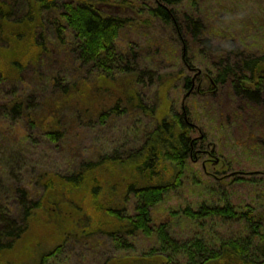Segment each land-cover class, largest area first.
<instances>
[{"label":"trees","instance_id":"1","mask_svg":"<svg viewBox=\"0 0 264 264\" xmlns=\"http://www.w3.org/2000/svg\"><path fill=\"white\" fill-rule=\"evenodd\" d=\"M183 1L152 0L144 12L172 29L185 59L186 34L200 43L208 45L209 41L202 38L204 29L197 18L177 17L173 7ZM108 3L109 0H0V134L7 140L16 144V140L26 143L44 139L47 144L58 145L74 127L83 126L84 120H88L87 125L105 126L109 120L128 114L129 107L143 114L154 112L138 92L133 51L118 45L131 21L105 14L102 8ZM62 50L68 62L82 67L87 77L67 79L58 69H49ZM263 61L264 57L227 62L213 83L222 86L231 82L234 89L249 98L259 97ZM181 85L191 91L196 80L183 74ZM134 86V93H129ZM165 115H155L153 127L142 134L134 151L121 154L113 149L62 173L36 174L28 185L17 183L7 190L9 194H0V256L17 247L35 214L46 205L55 209L64 206L68 218H74L68 226L58 228L54 245L33 264H47L62 251L61 243L67 236L85 235L87 228L101 227L121 249H129V239L136 234L155 235L160 248L150 251L151 262L146 264H264L263 239L259 248L229 241L214 252L196 241L182 247L184 263L174 261L179 251L177 244L164 227L155 229L152 212L181 185L186 166L197 164L203 151L197 145L199 138L194 137L198 129L190 121L187 108L173 114L171 120ZM8 166L16 170L20 161H8ZM13 172L17 178L19 175ZM234 213L228 207L209 206L184 211L194 222L232 218ZM258 215H242L252 227L253 236L260 232L257 221L264 219ZM153 255L159 259H153Z\"/></svg>","mask_w":264,"mask_h":264},{"label":"rangeland","instance_id":"2","mask_svg":"<svg viewBox=\"0 0 264 264\" xmlns=\"http://www.w3.org/2000/svg\"><path fill=\"white\" fill-rule=\"evenodd\" d=\"M151 3L109 0L110 5L102 9L107 15L130 19L118 45L133 51L138 92L154 112L143 114L129 107L128 114L109 120L105 126L87 125L88 120H84L83 126L67 131L58 145L47 144L44 139L26 143L16 140L15 144L0 134V194H9L7 190L17 183L28 185L36 174L62 173L113 149L121 154L134 151L142 134L153 127L156 116L166 114L171 120L173 114L187 108L190 121L198 129L194 137L199 138L197 145L203 152L197 164L186 166L181 185L154 208L155 229L164 227L177 244L174 261L180 263L185 262L182 247L196 241L213 252L229 241L259 248L261 239L264 243V219L257 221L260 232L253 236L252 227L242 215L264 216V78L259 97L252 99L234 89L231 82L217 86L213 79L227 62L264 57V0H184L174 6L178 18H197L203 25L202 38L209 41L208 45L200 43L186 34L185 59L172 29L144 12ZM54 58L55 65L49 69H58L67 79L88 76L82 67L68 62L64 50ZM183 74L194 78L196 85L197 77L200 79L196 88L183 89ZM134 90L135 86L129 93ZM8 161H20V167L12 170ZM201 206L228 207L235 217L194 222L185 216V210L196 211ZM239 211L243 212L237 214ZM67 212L64 206L55 209L45 205L35 214L17 247L0 256V264L36 262L54 245L58 228L68 226L74 218H68ZM87 229L85 235L67 236L61 243L62 251L47 264H146L151 262L150 251L160 248L155 235L136 234L129 239L131 247L121 249L106 236V228ZM153 259L159 258L153 255Z\"/></svg>","mask_w":264,"mask_h":264}]
</instances>
